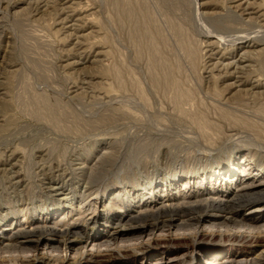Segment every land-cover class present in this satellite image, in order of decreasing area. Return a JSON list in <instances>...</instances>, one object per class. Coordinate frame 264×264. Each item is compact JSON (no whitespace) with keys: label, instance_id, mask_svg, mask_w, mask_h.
<instances>
[{"label":"rangeland","instance_id":"obj_1","mask_svg":"<svg viewBox=\"0 0 264 264\" xmlns=\"http://www.w3.org/2000/svg\"><path fill=\"white\" fill-rule=\"evenodd\" d=\"M259 11L264 12V0H0V226L25 220L33 228L36 221H53L49 213L59 204L68 211L64 195L52 189L66 171L72 174L65 188L76 205L68 221L85 228L62 238L60 230L40 227L42 232L26 241L10 242L7 230H0V264H151L163 250L165 256L173 254L168 252L173 246H161L165 239L183 248L193 244L191 260L180 264H199L206 256L244 264L257 255L255 264H264V231L227 227L214 215L220 209H210L212 219L205 223L170 231L160 230L165 220L180 214L188 221L202 208L133 213L147 202L180 199L199 189L225 193L230 182L211 185V171L231 169L242 161H236L239 156L248 159L240 162L242 168L264 177V131L257 129L264 130V15ZM148 30L170 68L164 86L151 76ZM246 49L253 51L251 67L229 76L231 63ZM259 79L256 87L253 81ZM237 80L241 86H232ZM75 161L87 165L90 179L87 172L73 170ZM15 172L20 173L16 186ZM174 178L178 182L150 193L154 181ZM88 183L91 189L85 190ZM138 191L147 193L137 197ZM95 192L98 199L92 200ZM86 200L91 201L84 217L88 224L77 219L78 203ZM48 207L55 208L41 215ZM247 208L236 210L243 214ZM119 219L127 234L92 248L95 239L101 243L97 232L117 226ZM146 222L157 229L139 238L138 228ZM60 237L64 240L57 242ZM65 257L71 261H61Z\"/></svg>","mask_w":264,"mask_h":264},{"label":"bare ground","instance_id":"obj_2","mask_svg":"<svg viewBox=\"0 0 264 264\" xmlns=\"http://www.w3.org/2000/svg\"><path fill=\"white\" fill-rule=\"evenodd\" d=\"M37 1V0H36ZM66 1V0H65ZM139 0H137L138 2ZM46 2V1H45ZM131 7V6H130ZM133 7V6H132ZM131 7V8H132ZM66 8V7H65ZM261 15H264V12H261L259 11ZM128 17L131 18L132 20H134V22H136L137 18H135V15H134V12L132 10H129L128 12ZM264 17V16H263ZM66 19V18H65ZM69 19V18H68ZM67 20V19H66ZM72 21V19H70ZM74 23V22H73ZM136 24V23H135ZM135 26V25H134ZM145 32V31H144ZM143 33V32H142ZM151 32L146 31L145 32V39H146V43L148 45V48L149 50L153 53L154 57H153V63L151 65L152 67V79L154 81L155 84H158L159 85H163V83H165L167 80H169L170 76H171V73H170V68L168 66V64L163 60L161 59L159 56H158V51H157V47L155 45V43L153 42L152 38H151ZM141 43V42H140ZM84 44V43H83ZM83 44H81L80 47L83 46ZM254 44H243L242 47H247V48H251L253 47ZM86 52L87 53V50H83V53ZM91 52V51H90ZM253 51L252 50H248L246 49L244 53L240 54V56L236 57L234 60H233V63L231 64H234L233 68H234V71H229V76H232L233 73L237 70H241L242 71H245V70H248L250 67H251V64H250V59H249V55L250 53H252ZM90 54V53H89ZM91 55V54H90ZM214 58V57H213ZM223 58V57H222ZM82 59V58H81ZM88 59V58H87ZM220 62V61H219ZM217 62V63H219ZM223 62V61H222ZM214 63V62H213ZM216 63V64H217ZM230 64V63H229ZM228 64V65H229ZM218 65V64H217ZM224 65V64H222ZM226 66V65H224ZM222 67V66H221ZM228 67V66H227ZM232 67V65H231ZM217 68V67H215ZM233 70V69H232ZM227 71V70H226ZM118 74V73H116ZM225 74V73H224ZM227 75V76H228ZM118 76V75H117ZM247 77V76H246ZM118 79V77H117ZM238 79V78H237ZM260 80V79H259ZM119 81V80H118ZM120 82V81H119ZM254 84L256 85V87H259L262 83H261V80L260 81H253ZM252 82V83H253ZM243 82L241 80H237L236 82H234L232 84V86L234 87H239L241 86ZM165 85V84H164ZM163 85V86H164ZM254 87V86H253ZM255 87V88H256ZM232 90V89H231ZM107 94V93H106ZM178 104H181V103H178ZM182 105V104H181ZM181 105H178L179 107H181ZM181 109V108H180ZM181 111V110H180ZM263 111V110H262ZM256 112V111H255ZM261 113V111H260ZM200 114V113H199ZM196 115V114H195ZM197 117V116H196ZM234 117V116H233ZM238 117V116H237ZM204 118V117H203ZM202 119V118H201ZM205 119V118H204ZM206 120V119H205ZM201 121L203 123V125L208 126L210 125V123L208 121ZM234 120V119H233ZM240 120V117L239 119ZM235 121V120H234ZM241 121V120H240ZM246 121V120H245ZM244 119H243V123L246 125V126H252V124L249 123V121L247 120V122H245ZM261 122V121H260ZM242 123V122H241ZM253 124H256V123H253ZM202 125V126H203ZM259 126V124H257ZM205 127L203 126V128L205 129ZM257 127V126H256ZM251 128V127H250ZM255 128V127H254ZM262 126L260 127H257V129H260L261 131H264L263 129H261ZM203 130V129H202ZM258 130V132L260 131ZM257 131V130H256ZM258 135V134H257ZM260 136V134H259ZM146 140V139H145ZM170 140V139H169ZM114 141V140H113ZM167 141V140H166ZM118 142V140H117ZM168 143V142H167ZM142 145V144H141ZM140 146V145H139ZM141 147V146H140ZM53 148V147H51ZM84 148V147H83ZM54 149V148H53ZM52 149V150H53ZM56 149V148H55ZM79 149V148H78ZM43 151V149H42ZM48 151V149L46 150ZM50 151V150H49ZM46 152V156L47 154L49 155L50 153ZM54 151V150H53ZM52 151V152H53ZM63 151V150H62ZM91 151V150H90ZM68 153V152H67ZM79 153V152H78ZM61 154H64V153H60ZM77 154V153H76ZM256 154V153H255ZM51 155V154H50ZM57 155V154H56ZM72 155V154H71ZM78 155V154H77ZM45 156V155H44ZM64 156V155H63ZM62 156V157H63ZM264 156V155H262ZM48 157V156H47ZM59 157V156H58ZM61 157V159H62ZM70 157V156H69ZM225 158V157H223ZM14 159V156L13 158ZM77 159V158H76ZM74 159V160H76ZM9 160V158H8ZM56 160V159H54ZM239 160H242V161H239ZM264 160V158H263ZM57 161V160H56ZM62 161V160H61ZM236 161H239V164H236V163H233L231 166L232 168L231 169H228L226 167H220V168H217V169H212L211 171V174H210V177L209 179L212 181L211 185H218L219 183L227 180V182L229 183L228 185H231L227 188V191L225 193H222L220 191H216V189H213L212 187L209 188V189H205V190H197L196 192L194 193H191V194H182V196L180 197V199L176 198V199H169V200H165L164 198H160L161 199V202L158 201L157 202H147L146 205L144 207H142L141 209H137L135 211H133V213H137V214H141L143 212H150V211H156V212H160V211H173L174 213H185L186 210L188 211H191V210H194L196 209V207H192V206H199V208H202V211H200L199 214H196L194 217H191L188 221H185V220H182V215L178 214L176 217L172 218V219H169V220H165L164 223H163V226L160 227V230L161 231H164L165 229H163V227H168L169 228V231L171 228L173 227H178V228H182V227H186V226H193V225H199L201 223H205L207 222L208 220H211L212 219V214H209L208 211L210 209H220L219 212L221 213H218V211L216 212V214H214L215 216H220L222 217V219L224 220L225 222V225L228 227L229 224H232L234 223L235 225L237 226H240V227H243V228H246V229H250L251 232L254 233V231H257L258 234H260L261 232L264 231V177H259V176H256V175H252L249 171H247L246 167H241L240 164L243 162V161H248L247 157L246 156H239V158L236 159ZM55 162V161H54ZM73 163V161H71ZM241 162V163H240ZM251 161H249L247 164H250ZM60 163V162H59ZM63 163V162H62ZM264 163V161H263ZM262 163V164H263ZM44 164V163H43ZM42 164V165H43ZM54 164H51L53 165L52 167L54 168ZM58 164V163H56ZM95 164V163H94ZM94 164H91V165H94ZM72 165V164H70ZM238 169L236 168V166H238ZM244 166H246V164L243 163ZM17 166L16 162L15 164L14 163H10V167L11 168H15ZM48 166V165H47ZM57 166V165H56ZM58 166H61V164H58ZM73 166V165H72ZM264 166V164H263ZM45 169V167H43ZM48 168H51V167H48ZM59 168V167H57ZM65 168V167H64ZM88 168H92V167H88ZM61 169V168H60ZM71 169V168H69ZM93 169H94V166H93ZM238 170V172H234L233 170ZM242 169V170H240ZM41 171L43 170L42 167L40 169ZM39 170V171H40ZM48 170H52V169H48ZM58 170V169H57ZM62 170H64L62 168ZM67 170V169H66ZM75 172L78 170H80V173L81 172H87V174L89 173L88 170H87V165L84 164V163H81L79 161H75L74 163V169ZM91 172L93 173L92 169H90ZM54 171H55V168H54ZM59 172V171H58ZM70 172V171H69ZM72 172V171H71ZM90 172V173H91ZM15 176H13L14 180H16L13 184L14 186H16V184H19L20 183V173L18 172H15ZM39 173V172H38ZM42 173V172H41ZM45 173V171L43 172ZM51 173V172H50ZM49 173V174H50ZM53 173V172H52ZM51 173V174H52ZM92 173H91V176H92ZM72 174V173H71ZM70 173H66L63 172V173H60L59 174V177L62 178L60 179L61 181L56 183L55 186H52V189L54 190H57L58 193H60L61 195L63 194L64 195V199L65 201H67L69 204V209L68 211H66V209L63 210V207L62 205L59 204V206H57L58 208L53 210L52 213H49V210L52 209V208H55V207H48L46 210V212H43L41 213V215H46L49 213L50 216H53L51 218H53V221H49V223H46L45 225H40L41 223L38 221L32 223L34 226L33 228L30 227V226H27L24 222V221H16V224L13 222L11 224H9V226L7 227H3V226H0V230H7V233L10 234V237L8 236L7 240L5 241H17L16 239H25V241L27 240V237L29 238L30 236L36 234L37 232H42L40 230H37V228H40V227H44V228H48V229H51L57 233H60L61 237L65 234H68V233H77L76 230L79 232H83V230L85 229L84 228V225L82 226L80 224V222H76V221H72V222H69L68 220L70 219V216L72 215V212L74 211V207L76 206L75 205V202H74V198L72 197H69V193L66 191V188H65V185H66V181L68 180V178H71ZM43 175V174H41ZM73 175H74V171H73ZM77 175V173H76ZM79 175V174H78ZM82 175V174H80ZM89 175V174H88ZM58 176V175H57ZM75 176V175H74ZM84 176V174H83ZM86 176V175H85ZM84 176V177H85ZM55 178V177H54ZM90 175H89V178L90 179ZM84 179V178H83ZM81 180V179H79ZM170 180V179H169ZM89 181V180H87ZM87 181H85L87 183ZM172 182H168V180H165L162 183H159V182H153V189L151 188L149 191L150 193L154 194V193H159L162 191L160 185H162V187L164 186H171L172 184H175L176 183V178H174L173 180H171ZM90 182V181H89ZM178 182V181H177ZM12 184V183H11ZM157 184V185H155ZM235 185L234 187L232 186ZM79 185V184H78ZM84 189L85 190H90L91 187L89 186V183L88 185L86 184L84 186ZM143 189V188H142ZM165 190V189H163ZM126 191V190H125ZM130 192V191H129ZM126 191V193H129ZM139 192V191H138ZM147 191H144V192H139L137 194V197H142V195L146 194ZM88 194V193H87ZM90 194V193H89ZM92 194H93V191H92ZM91 194V195H92ZM96 194H98V192H95L94 194V197L92 198V200H96L98 199L97 196H95ZM117 197L119 198V200L121 199L120 195L121 193H117L116 194ZM170 196V195H169ZM85 197V196H84ZM136 197V198H137ZM170 198V197H169ZM115 199V198H114ZM98 201V200H97ZM91 201L89 200H86L85 202H79L78 204L79 205V209H78V220H81L82 218H84L86 216V214H90V213H87L88 210L90 209V206H91ZM248 207L246 209V212L245 213H239L238 210H236V207ZM76 209V208H75ZM198 209V208H197ZM225 210V211H223ZM226 210H228L227 213ZM224 212V213H223ZM83 214V215H82ZM191 214V213H190ZM50 216L47 218L49 219ZM120 216V215H119ZM189 218V217H188ZM85 219V218H84ZM73 220V219H72ZM83 220V219H82ZM81 220V221H82ZM106 220V219H105ZM126 220V219H125ZM88 221H89V218L85 221L84 223H87L88 224ZM106 223H108V219L105 221ZM120 219L116 222V225L117 226H114L112 227L110 230H107V229H102L100 231L97 232L96 234V238L98 237V240L101 241V243H98L97 239H95L93 241V245L91 246L92 248H94V246H98L102 243H107L108 245H110L112 242H115L116 240L120 239L123 235L127 234L128 231L126 230H123L121 228V223H120ZM34 224H38V225H34ZM119 224V225H118ZM160 224V223H159ZM3 225V224H2ZM86 225V224H85ZM201 227V226H200ZM239 227V228H240ZM138 228V227H137ZM157 229V224H153V223H149V222H146L142 225V227L138 228V231L140 233V236L139 238L142 237V235H144L145 233L149 232V234L151 233H154L155 230ZM75 230V231H74ZM1 231V232H2ZM0 232V233H1ZM60 237V239L56 240L57 242H62L64 239H62ZM258 238L261 237L260 235L257 236ZM39 238V237H38ZM36 239V238H35ZM72 239V238H71ZM69 240V239H67ZM66 240V241H67ZM168 239H165L163 241H161V246L163 247H166L167 245H171L173 246V250H168V252L170 253H173L171 256H165V252L167 250H163L162 251V256H158L156 257L155 260H153V262L151 264H180L181 262H184L187 258H189L190 256V260H191V257H192V254L193 252L195 251L194 249V246L193 244H190L189 246H185L186 248H183L181 245H178L177 244V241H174V242H171V241H167ZM25 241H19L20 243H23L25 244ZM65 241V242H66ZM1 242V241H0ZM4 242V241H2ZM42 243L41 240L40 241H37V243ZM258 242H263L262 240H258ZM18 243V244H20ZM51 243V242H50ZM64 243V242H63ZM89 241L86 242V244H88ZM9 244V243H7ZM11 244V243H10ZM49 243H47L48 245ZM55 244V243H54ZM67 244V243H66ZM65 244V245H66ZM115 244V243H114ZM260 244V243H259ZM6 245V244H5ZM40 246V245H39ZM44 246V245H43ZM52 246V245H51ZM87 246V245H86ZM145 245H143V248H144ZM53 247V246H52ZM182 247V248H181ZM264 247V245H262V248ZM53 248H58V247H53ZM98 248V247H97ZM179 249V250H177ZM180 249H185L186 252L183 253V255H179V252ZM113 250V248L111 249ZM178 252V253H177ZM262 252H264V250H262ZM258 257V255L256 257L252 256V257H247L245 258L242 262H244V264H255V259ZM61 261H71L70 259L67 260V257H65L64 259H62ZM234 261L232 260H224V261H221L219 260L218 258H215V257H210L208 258V256H206V258L204 259H201L199 261V264H228V263H231L233 264ZM104 263V262H103Z\"/></svg>","mask_w":264,"mask_h":264}]
</instances>
